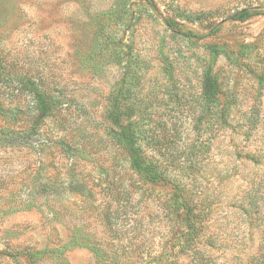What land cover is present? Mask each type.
I'll return each instance as SVG.
<instances>
[{"label": "rangeland", "instance_id": "374dc122", "mask_svg": "<svg viewBox=\"0 0 264 264\" xmlns=\"http://www.w3.org/2000/svg\"><path fill=\"white\" fill-rule=\"evenodd\" d=\"M0 57V264H264V0H0ZM19 76L62 103L39 118Z\"/></svg>", "mask_w": 264, "mask_h": 264}, {"label": "trees", "instance_id": "16d2710c", "mask_svg": "<svg viewBox=\"0 0 264 264\" xmlns=\"http://www.w3.org/2000/svg\"><path fill=\"white\" fill-rule=\"evenodd\" d=\"M149 3H152L153 0H147ZM252 16L250 14H244L243 10L236 11L228 16L230 21H247ZM191 21H194L193 18H190ZM166 24L169 28L176 34H182L188 37H194L198 35L191 28L184 29L183 25L175 20L174 18H166ZM217 30L210 29L208 35H213ZM8 64L4 62L3 58L0 57V82L5 81L8 87H11L13 80L16 79L14 76H11L14 72L7 69ZM17 81L21 83L20 87H26L31 89V94L33 95L35 108L37 109V115L39 118H45L50 115L62 101L58 96L52 95L47 91H43L38 88V83L36 80L27 77L19 76ZM0 86V94H1ZM221 95V87L216 76L210 72H206L203 79V99L206 106H214L218 104ZM18 107L16 105H7L3 101L2 95H0V115L8 116L17 114ZM205 109H207L205 107ZM109 120L117 127L116 135L117 141L120 146L126 151L131 167L138 171L139 173H145L147 171H152L151 163L148 161L142 142L140 140V135L132 122H123L122 120V111L119 107V100L116 104V107L109 112ZM182 203L184 209L190 212V217L196 218L199 220V224L203 225V217L201 211L194 212V206L191 205V200L189 196L182 194ZM195 226V225H194ZM195 228H197L195 226Z\"/></svg>", "mask_w": 264, "mask_h": 264}]
</instances>
